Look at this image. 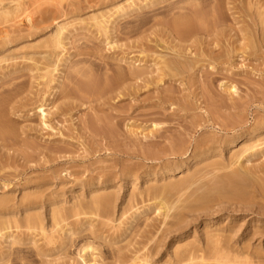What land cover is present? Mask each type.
Listing matches in <instances>:
<instances>
[{
    "label": "rangeland",
    "instance_id": "374dc122",
    "mask_svg": "<svg viewBox=\"0 0 264 264\" xmlns=\"http://www.w3.org/2000/svg\"><path fill=\"white\" fill-rule=\"evenodd\" d=\"M0 101V264H264V196L200 200L248 148L264 182V0H0Z\"/></svg>",
    "mask_w": 264,
    "mask_h": 264
},
{
    "label": "bare ground",
    "instance_id": "6f19581e",
    "mask_svg": "<svg viewBox=\"0 0 264 264\" xmlns=\"http://www.w3.org/2000/svg\"><path fill=\"white\" fill-rule=\"evenodd\" d=\"M147 4V3H146ZM137 7V6H136ZM138 8V7H137ZM133 10H134V8H133ZM125 13V12H124ZM181 19V18H180ZM184 19V18H183ZM187 19V18H186ZM189 20V19H188ZM192 20V19H191ZM177 21H179V19L177 20ZM187 21V20H186ZM176 24V23H175ZM181 25V24H180ZM62 28L61 29H59V31H57L56 33H58L57 35H56V39H55V42L54 43H59L60 44V42L62 41ZM53 39V38H52ZM51 41V40H50ZM51 43H53V42H51ZM55 44V45H56ZM58 44V45H59ZM50 46V44H48V46L46 45L45 47L46 48H50L49 47ZM53 48V47H52ZM40 54V53H39ZM44 55V54H43ZM42 54H41V56L42 57H39V60H41V58H42V60H46V58L45 57H47L48 55H44L43 56ZM48 57H50V55L48 56ZM47 59H49V58H47ZM37 60V59H36ZM38 60V61H39ZM44 67H47L48 68V66H44ZM39 67H37V69H38ZM57 68V67H56ZM56 68L54 67V71L56 70ZM40 70H41V68H40ZM45 70H47V69H45ZM48 70H49V68H48ZM47 70V71H48ZM51 70V69H50ZM50 70L48 71V73L50 72ZM53 70H52V72H53ZM51 72V73H52ZM50 74V73H49ZM48 75V74H47ZM44 76V75H43ZM89 84V83H88ZM1 102V101H0ZM2 103H3V101H2ZM2 103H0V104H2ZM44 105H45V103L43 102V101H41V104L39 103V108H40V110H42V112H43V114H45V112H46V110L43 108L44 107ZM3 108V107H2ZM1 108V109H2ZM7 110V109H6ZM6 110L4 111L5 113H6ZM4 116L2 115V113L0 112V142H1V146L0 147H7V144H6V139L8 138V135H9V131H10V127L8 126V123H7V121L3 118ZM9 117V116H8ZM150 131H154V129L153 130H150ZM13 133V132H12ZM234 141H228V142H226V144H231V143H233ZM264 143V142H263ZM190 144V143H189ZM254 144V143H253ZM262 144V143H261ZM223 144L221 143V142H219V141H213V140H211V139H207L206 141H201L198 145H196L195 146V148L192 150V152H191V155L190 156H192V157H194V158H197V157H199V156H204V155H206L207 154V152H209V151H214V150H216V149H218L220 146H222ZM257 145H259V143H257ZM181 146V145H180ZM177 147H179V146H177ZM254 147V146H253ZM245 149V148H244ZM243 149V150H244ZM254 149V148H253ZM250 150V148H248V149H245L244 151H242L240 154H239V156H238V158H236V159H238V163L235 161V163H237V164H239V168H236V166H235V168L233 167L235 164H234V162H231V164H229V165H220V163H217L216 165H213V167H211L212 169H209L207 172L209 173V174H212V176L214 177V179L215 180H213L212 182H210V183H208L207 184V188H205V193H204V195L203 196H200L201 197V199L200 200H202V201H204V202H209V201H212V200H214V199H223V200H227V201H229V199H233V200H236V203L238 204V203H241V204H244V203H247V202H249L251 199V197H253V198H255L256 196H258V195H261V196H264V182H262V183H260V184H256V183H254L253 182V177H252V174L255 172V171H253V173H251L250 171H252V169L249 171V166L247 167V165H246V161L244 162V160H245V158L247 157V156H249L250 154H253V152L254 151H252V153H251V151H250V153L249 154H246V152L247 151H249ZM260 150V149H259ZM189 151V149H188V147L186 146V145H182L181 147H179V149H175L174 151H173V153H179L181 156L183 155V154H186L187 152ZM258 150H257V148L255 149V152L254 153H256ZM260 151H262V150H260ZM240 152V151H239ZM171 153H172V151H171ZM235 153V152H234ZM238 153V152H237ZM260 153V152H259ZM253 155H255V154H253ZM252 155V156H253ZM244 156H246L245 158H243ZM229 158H231V157H229ZM248 158V157H247ZM246 158V159H247ZM244 159V160H243ZM249 159H250V157H249ZM248 159V160H249ZM234 160H235V156H234ZM243 160V161H242ZM232 161H233V159H232ZM215 163V162H214ZM245 164V165H244ZM186 165V162H182V164L181 165H179V166H177L176 168H174V170H177V172H182L183 170H184V166ZM203 167V166H202ZM247 167V168H246ZM258 172V171H257ZM203 174V173H202ZM257 175H259L258 173H256ZM254 176H255V174H253ZM256 175V176H257ZM258 177V179H260L259 177H261V176H257ZM198 178V177H197ZM256 178V177H255ZM263 178V177H262ZM193 180V179H192ZM207 180V179H206ZM209 180V179H208ZM256 180V179H255ZM262 180V179H261ZM261 180H260V182H261ZM263 180H264V178H263ZM258 181V180H257ZM185 183H186V181H185ZM184 183V184H185ZM179 184V183H178ZM167 185V184H166ZM171 185V184H170ZM170 185H169V187H170ZM182 185V184H181ZM183 186V185H182ZM185 186V185H184ZM164 187H165V185H164ZM168 187V188H169ZM176 188L177 189H179V187H177L176 186ZM193 188V187H192ZM199 188V187H198ZM166 190H167V188H165ZM165 189H161V191L162 192H166V190ZM173 189V188H172ZM180 189H182L181 187H180ZM204 189V188H203ZM163 190H165V191H163ZM169 191H171V188H169ZM172 192V191H171ZM174 190H173V194H174ZM176 193V192H175ZM184 193V192H183ZM188 194H189V191L187 192ZM186 193V194H187ZM163 194V193H162ZM166 194V193H165ZM180 194V193H179ZM182 194V193H181ZM168 195H170V193L169 194H167V196ZM202 195V194H201ZM165 196V195H164ZM166 196V197H167ZM181 196V195H180ZM180 196H178V199H179V197ZM106 197V196H105ZM168 197H170V196H168ZM172 197V196H171ZM170 197V198H171ZM176 197V196H175ZM183 197V196H182ZM182 197H180V199L182 200ZM190 197V196H189ZM102 198V197H101ZM108 198V197H107ZM165 198V197H164ZM163 199V198H162ZM177 199V200H178ZM100 200V199H99ZM99 200H97V202H99ZM102 200V199H101ZM104 200H105V198H104ZM111 200V199H110ZM165 201H162L161 200V202H158V203H156V204H153V205H155V208H157L158 210H161L162 208H165V217H166V219H167V217H169L171 214H170V211L171 210H173V209H176L177 208V203H174L173 201H171V203L169 202L168 203V201H166L167 199L165 198L164 199ZM173 200H174V197H173ZM106 201V200H105ZM104 201V203H106ZM109 201V200H108ZM175 201V200H174ZM112 202V201H111ZM156 202V201H155ZM8 203V201L6 200V199H0V214H4V213H11L10 211H11V207H9V205L7 204ZM100 203H101V201H100ZM103 203V202H102ZM109 203V202H108ZM107 203V204H108ZM109 204H111V203H109ZM32 205L34 206L35 205V203L34 204H30V206H28V208H30V207H32ZM255 205V204H254ZM38 207V206H37ZM55 213V212H54ZM142 213V212H141ZM56 214V213H55ZM161 214H163V212L161 213ZM15 215H16V213H15ZM56 216V215H55ZM30 218V217H29ZM38 219V218H37ZM165 218H164V220H166ZM5 221V220H4ZM33 221H36V222H38L36 219H34ZM32 221V222H33ZM57 221V220H56ZM35 222V223H36ZM5 223V222H4ZM7 223V222H6ZM9 223V222H8ZM35 223H32V224H35ZM2 224H3V222H2ZM37 224V223H36ZM5 225L6 224H3L2 226L3 227H5ZM7 226H8V224H7ZM9 227H11L10 225H9ZM9 227H7L8 229H9ZM2 229V228H1ZM0 229V230H1ZM5 229H6V227H5ZM71 230V229H70ZM69 230V231H70ZM9 232H10V230H8ZM45 231V230H44ZM44 231H43V233H44ZM6 234V233H5ZM11 233H9V235H10ZM8 235V232H7V234L5 235L6 236V238H7V236H9ZM14 235V234H13ZM212 241H214V240H212ZM220 242V241H219ZM85 244V243H84ZM89 244V243H88ZM226 244V243H225ZM89 246L87 245H84L83 247H82V250H80L79 249V251H82V252H84V253H88L87 252V248H88ZM90 249V248H89ZM93 249V248H92ZM212 250H213V252L211 253L212 254V256L215 258V259H220V260H224V259H226V260H228L229 262H233V263H242L243 262V260H244V258L245 257H247L246 256V250H244V249H239V248H236V247H233V246H231V245H221L220 243H215L214 244V246L212 247ZM81 255H82V253H80ZM148 254H145V256H147ZM179 256V255H178ZM181 256V255H180ZM211 256V255H210ZM139 257V256H138ZM143 258V257H142ZM141 257H140V259L141 260H143ZM146 258V257H145ZM181 258V257H180ZM184 257L182 256V259H183ZM149 259V258H148ZM218 259V260H219ZM146 260H147V258H146ZM146 260L144 259V261L146 262ZM143 261V263L144 264H148V262H144ZM142 263V264H143Z\"/></svg>",
    "mask_w": 264,
    "mask_h": 264
}]
</instances>
